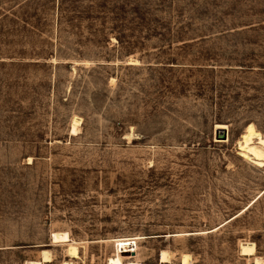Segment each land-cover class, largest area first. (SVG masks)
<instances>
[{"label": "rangeland", "instance_id": "1", "mask_svg": "<svg viewBox=\"0 0 264 264\" xmlns=\"http://www.w3.org/2000/svg\"><path fill=\"white\" fill-rule=\"evenodd\" d=\"M249 123L264 0H0V264H264Z\"/></svg>", "mask_w": 264, "mask_h": 264}, {"label": "bare ground", "instance_id": "2", "mask_svg": "<svg viewBox=\"0 0 264 264\" xmlns=\"http://www.w3.org/2000/svg\"><path fill=\"white\" fill-rule=\"evenodd\" d=\"M78 121H79V117L73 118L72 128H71L72 132L76 130V125L78 124ZM217 126L219 127L217 128V130H220V131L221 129L225 128V124H217ZM238 144H239L241 154L243 156L253 159L254 163L258 166H264V134L257 131L252 123H249L245 126V129L240 136ZM51 233H52L51 238L53 242L68 241V235L66 232L53 231ZM254 246L255 245L249 241L248 242L244 241L240 243L241 254L252 255V253L254 252ZM66 251L72 256H77V248L75 244L68 242ZM253 257H254V264H262V262L257 257L255 256ZM158 258H159L160 263H166L169 261V254L166 250L161 249L159 251ZM49 259L50 257H49L48 251L43 250L42 259L40 261L32 260V261H29L27 264H41L42 261H48ZM188 260H189V254L182 253L180 256V264H187ZM106 261H107V264H121L120 256L107 257ZM63 264H72V263L70 261H63Z\"/></svg>", "mask_w": 264, "mask_h": 264}, {"label": "water", "instance_id": "3", "mask_svg": "<svg viewBox=\"0 0 264 264\" xmlns=\"http://www.w3.org/2000/svg\"><path fill=\"white\" fill-rule=\"evenodd\" d=\"M219 134H218V136H219V138H225L226 137V129H221V131L219 130V131H217Z\"/></svg>", "mask_w": 264, "mask_h": 264}]
</instances>
